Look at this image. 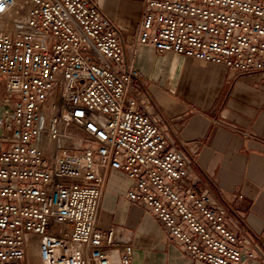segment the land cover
Returning a JSON list of instances; mask_svg holds the SVG:
<instances>
[{
    "label": "built area",
    "instance_id": "built-area-1",
    "mask_svg": "<svg viewBox=\"0 0 264 264\" xmlns=\"http://www.w3.org/2000/svg\"><path fill=\"white\" fill-rule=\"evenodd\" d=\"M144 1L137 43L223 66L232 82L264 77V0ZM139 76L94 0H0V264H33V245L39 264H133L131 232L97 228L111 170L193 260L253 257L215 179L182 192L195 159L126 101Z\"/></svg>",
    "mask_w": 264,
    "mask_h": 264
},
{
    "label": "crops",
    "instance_id": "crops-1",
    "mask_svg": "<svg viewBox=\"0 0 264 264\" xmlns=\"http://www.w3.org/2000/svg\"><path fill=\"white\" fill-rule=\"evenodd\" d=\"M94 1L120 32L125 59L140 73L129 85L126 101L133 99L137 108L157 116L168 145L183 148L195 159L178 183L182 192L200 188L207 192L210 185L204 173L215 179L229 204L228 225L245 232L250 243L253 257L244 254L239 264H264V77L232 82L231 72L223 66L171 52L159 54L136 42L144 0ZM109 173L97 228L108 232L138 218L141 224H154L165 237L153 214L126 200L128 176ZM135 239L133 264H205L175 242L152 256L141 255Z\"/></svg>",
    "mask_w": 264,
    "mask_h": 264
},
{
    "label": "rangeland",
    "instance_id": "rangeland-1",
    "mask_svg": "<svg viewBox=\"0 0 264 264\" xmlns=\"http://www.w3.org/2000/svg\"><path fill=\"white\" fill-rule=\"evenodd\" d=\"M122 224L124 225L122 226L117 225V226L123 229H128L131 232V236L133 237L131 238V240L136 238L135 243L137 244V246L140 247L138 251L139 254L141 255L146 254L147 256H152L154 253L157 252V250H162L163 247L176 245L174 242L165 241L164 239L166 237H164V235L162 236V232L160 231V229L156 228L154 224H145V223L141 224L138 218L136 220L132 219L131 222L127 223V226L125 225L126 223H122ZM155 233H156V237L152 238L155 235ZM159 256L161 255H158L156 257ZM153 264H159V261H156V263Z\"/></svg>",
    "mask_w": 264,
    "mask_h": 264
},
{
    "label": "bare ground",
    "instance_id": "bare-ground-1",
    "mask_svg": "<svg viewBox=\"0 0 264 264\" xmlns=\"http://www.w3.org/2000/svg\"><path fill=\"white\" fill-rule=\"evenodd\" d=\"M37 256H38V251H37V246H30L29 249V259L30 261L33 262V264H39V262L37 261Z\"/></svg>",
    "mask_w": 264,
    "mask_h": 264
},
{
    "label": "water",
    "instance_id": "water-1",
    "mask_svg": "<svg viewBox=\"0 0 264 264\" xmlns=\"http://www.w3.org/2000/svg\"><path fill=\"white\" fill-rule=\"evenodd\" d=\"M242 257H244V254H242ZM242 257H241V258H242Z\"/></svg>",
    "mask_w": 264,
    "mask_h": 264
}]
</instances>
